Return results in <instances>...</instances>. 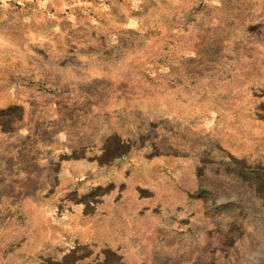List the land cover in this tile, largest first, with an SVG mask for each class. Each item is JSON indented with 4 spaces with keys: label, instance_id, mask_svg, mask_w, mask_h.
Masks as SVG:
<instances>
[{
    "label": "rangeland",
    "instance_id": "1",
    "mask_svg": "<svg viewBox=\"0 0 264 264\" xmlns=\"http://www.w3.org/2000/svg\"><path fill=\"white\" fill-rule=\"evenodd\" d=\"M0 264H264V0H0Z\"/></svg>",
    "mask_w": 264,
    "mask_h": 264
},
{
    "label": "trees",
    "instance_id": "2",
    "mask_svg": "<svg viewBox=\"0 0 264 264\" xmlns=\"http://www.w3.org/2000/svg\"><path fill=\"white\" fill-rule=\"evenodd\" d=\"M200 192L205 193V192H207V191H206V190H200Z\"/></svg>",
    "mask_w": 264,
    "mask_h": 264
}]
</instances>
